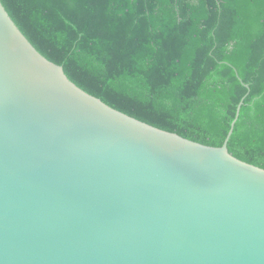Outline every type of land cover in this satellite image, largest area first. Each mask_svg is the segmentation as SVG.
Masks as SVG:
<instances>
[{
	"label": "water",
	"instance_id": "95a60500",
	"mask_svg": "<svg viewBox=\"0 0 264 264\" xmlns=\"http://www.w3.org/2000/svg\"><path fill=\"white\" fill-rule=\"evenodd\" d=\"M116 111L0 2V264H264V170Z\"/></svg>",
	"mask_w": 264,
	"mask_h": 264
},
{
	"label": "trees",
	"instance_id": "16d2710c",
	"mask_svg": "<svg viewBox=\"0 0 264 264\" xmlns=\"http://www.w3.org/2000/svg\"><path fill=\"white\" fill-rule=\"evenodd\" d=\"M110 108L264 170V0H0Z\"/></svg>",
	"mask_w": 264,
	"mask_h": 264
}]
</instances>
